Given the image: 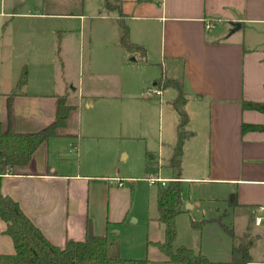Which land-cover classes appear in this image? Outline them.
I'll list each match as a JSON object with an SVG mask.
<instances>
[{"label":"crops","instance_id":"obj_1","mask_svg":"<svg viewBox=\"0 0 264 264\" xmlns=\"http://www.w3.org/2000/svg\"><path fill=\"white\" fill-rule=\"evenodd\" d=\"M119 3L128 41L140 50L132 51L121 42L119 15L100 10L99 0L96 10L88 12L83 1L79 13L0 10L2 130L28 133L44 128L55 119L62 95L73 107L57 136L43 142L26 165L0 176V193L11 197L56 246L83 239L89 226L93 234L117 239L123 258L174 264L153 244L163 240V225L156 220L157 211L144 219L145 201L135 188L136 177L127 176L122 171L126 163L119 161L122 151V158H129L127 146L116 145L115 140L132 109L142 108L147 119L146 109L154 114L165 91L172 103L178 91L162 82L176 79L188 117L182 185L203 184L207 197L227 199L235 193L237 205L227 208L240 212V230H227L240 235L250 219L255 244L253 260L246 264H264V220L260 225L252 222L256 215L264 217V130H240L242 123L264 124L263 112L241 108L243 101H264V0ZM8 14L29 22L28 27L14 28L6 39L2 21ZM85 19L94 24L95 34L87 47L84 74L75 80L65 60L68 33L71 25ZM7 54L20 59L14 60L16 69H6ZM24 69L25 82L18 85V73ZM154 85L161 89L160 99L147 95ZM175 140L172 126L166 157ZM162 156L159 148L156 158L161 161ZM116 178L123 179V185L118 186ZM181 197L189 208L199 205L197 194ZM144 221L147 229L161 224L162 236H142ZM5 227L0 218V254H11L14 245ZM180 245L184 244L175 246Z\"/></svg>","mask_w":264,"mask_h":264},{"label":"trees","instance_id":"obj_2","mask_svg":"<svg viewBox=\"0 0 264 264\" xmlns=\"http://www.w3.org/2000/svg\"><path fill=\"white\" fill-rule=\"evenodd\" d=\"M102 8L106 12L119 15L120 39L130 50H140L131 44L127 37V27L121 19L119 0H102ZM142 51V49H141ZM26 79L22 70L18 85ZM173 84L178 94L172 101V106L178 114L176 140L166 166L170 170L169 179L157 183L155 190L156 220L163 225L162 241L154 242L157 248L166 256L167 261L174 264H246L253 260L251 250L255 244V236L251 233L250 219L245 231L240 235H231V254L227 262L210 260L205 254L191 247L175 246V219L180 213L186 212L182 200L183 185L181 181V156L184 139L188 135L185 128L188 117L184 109L185 97L176 79L164 78L162 85ZM72 106L66 104V96L58 97L55 119L47 126L35 132H15L11 128L3 131L0 125V176L10 173L16 167L26 165L36 149L45 141L58 135V130L66 125ZM242 109L255 110L264 113V101H243ZM242 132L263 131L264 124L242 123ZM162 164H158L155 156L145 154L144 171L146 174H157ZM227 205H237L235 193L227 196ZM0 218L6 223L4 233L10 236L14 245V253L0 254V264H148L146 258H123L120 255L117 239L107 234H93L87 226L85 237L81 240H67L63 247L50 243L42 232L22 212L18 204L8 195L0 193ZM254 223V218L252 220ZM192 225H198L191 220Z\"/></svg>","mask_w":264,"mask_h":264},{"label":"rangeland","instance_id":"obj_3","mask_svg":"<svg viewBox=\"0 0 264 264\" xmlns=\"http://www.w3.org/2000/svg\"><path fill=\"white\" fill-rule=\"evenodd\" d=\"M83 1L85 3L86 12L96 10V0H0V10L3 12L46 11L79 13L83 10ZM99 1L101 4L99 8L101 10L103 9L102 0ZM11 16L12 14L6 15L2 21L6 39L13 33L12 30L14 28L28 27V19L13 18ZM70 28L72 29H70L68 33V45L70 49L68 57L65 59L64 52L62 53V56L68 63V73L73 76L75 80H77L79 76L84 74L87 47L89 42L91 43L93 41L95 29L94 24L90 22L89 19H85L84 23L81 25L75 23V25H71ZM218 28L219 26L217 29ZM61 38L64 43L65 34L61 36ZM57 40L58 46L59 37H57ZM60 56L61 55L58 52L55 55L58 62L61 60ZM14 60L16 61L17 59L10 54H7V56L4 57L6 69L12 70L14 69V66L16 69V62ZM47 69L49 70V73L52 72V67H48ZM24 70L27 73V70ZM21 72L22 71L18 74H21ZM142 110V108L137 110L135 108L127 114V125L124 126L123 131L118 133L115 143L116 145H122L124 147L127 146L129 158L127 157V160L123 159L122 151V153H120L119 161L120 163H126V166L122 167V171L125 172L127 176L136 177L135 181L137 182H135V188L138 195L140 196L141 194L143 200L145 201L144 219H146L148 216H151L157 211L155 200L153 198L157 183L149 184L146 180L143 168V153L148 151L156 158L157 151L160 148L163 156L160 161L162 166H160L158 175L162 177L169 176L170 170L166 166V156L170 150L168 138L172 131V126H175L177 129L179 118L166 91L162 97L160 106L154 114H152L150 110L146 109L149 112L146 113L148 118L145 119V114ZM144 119L149 122L148 125H145ZM187 124L188 120L185 125V128L188 130ZM127 165L129 166L128 168ZM189 194H191V197L193 194H197V196H199V205L193 206L192 208L186 207V212L180 213L176 216L175 226L177 234L174 245L184 244V246H191L195 248L194 250L206 254L210 260H229L231 239L227 229L229 228L232 231H236L237 233L239 232L240 212H233L232 209L227 208V200L224 197H207L208 193L206 192L203 184H184L182 195L186 198ZM211 218H215V220H210ZM191 220L196 221L198 225H192ZM140 228L142 236H145L146 233L149 238L162 236L161 224H154L151 228L147 229L144 221ZM131 230L132 229L130 228V231ZM259 244H261V242ZM254 252H256V250H254ZM141 254H144V250L141 251ZM148 254L150 255V252Z\"/></svg>","mask_w":264,"mask_h":264},{"label":"built area","instance_id":"obj_4","mask_svg":"<svg viewBox=\"0 0 264 264\" xmlns=\"http://www.w3.org/2000/svg\"><path fill=\"white\" fill-rule=\"evenodd\" d=\"M211 26H212V24H210V23L206 24L207 28H209ZM147 95L150 96V97H156V98L160 99L161 89L156 87L155 85L151 86L150 88L147 89ZM157 162H158V164H160V161L158 159H157ZM146 180L148 181L149 184H155V183L164 184L168 179L161 178L158 175V172H157V174H155V175L154 174H147L146 175ZM115 181H116V184L118 186L123 185V179L116 178ZM260 209H262V207ZM263 220H264L263 216L256 215L254 217V224L255 225H260V224L263 223Z\"/></svg>","mask_w":264,"mask_h":264},{"label":"water","instance_id":"obj_5","mask_svg":"<svg viewBox=\"0 0 264 264\" xmlns=\"http://www.w3.org/2000/svg\"><path fill=\"white\" fill-rule=\"evenodd\" d=\"M232 24V26L234 27V28H238L239 26H240V24L239 23H231ZM184 207L186 208V207H188V204H184Z\"/></svg>","mask_w":264,"mask_h":264}]
</instances>
